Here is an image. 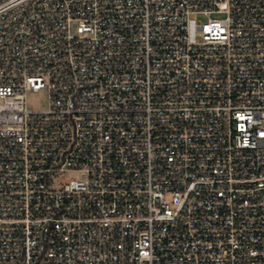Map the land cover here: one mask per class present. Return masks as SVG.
I'll list each match as a JSON object with an SVG mask.
<instances>
[{"label": "built area", "instance_id": "built-area-1", "mask_svg": "<svg viewBox=\"0 0 264 264\" xmlns=\"http://www.w3.org/2000/svg\"><path fill=\"white\" fill-rule=\"evenodd\" d=\"M0 264H264V0H0Z\"/></svg>", "mask_w": 264, "mask_h": 264}, {"label": "rangeland", "instance_id": "rangeland-1", "mask_svg": "<svg viewBox=\"0 0 264 264\" xmlns=\"http://www.w3.org/2000/svg\"><path fill=\"white\" fill-rule=\"evenodd\" d=\"M28 103L31 108L44 109L47 106V93L44 90L28 92ZM80 174L71 173L67 177H78Z\"/></svg>", "mask_w": 264, "mask_h": 264}]
</instances>
